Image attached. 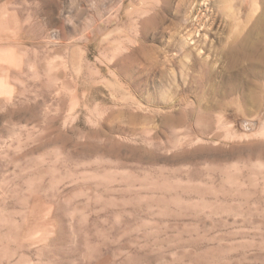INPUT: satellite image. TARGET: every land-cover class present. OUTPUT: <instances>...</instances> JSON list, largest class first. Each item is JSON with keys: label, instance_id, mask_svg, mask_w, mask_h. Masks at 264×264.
<instances>
[{"label": "rangeland", "instance_id": "rangeland-1", "mask_svg": "<svg viewBox=\"0 0 264 264\" xmlns=\"http://www.w3.org/2000/svg\"><path fill=\"white\" fill-rule=\"evenodd\" d=\"M144 1L0 0V264H264V79Z\"/></svg>", "mask_w": 264, "mask_h": 264}, {"label": "bare ground", "instance_id": "bare-ground-1", "mask_svg": "<svg viewBox=\"0 0 264 264\" xmlns=\"http://www.w3.org/2000/svg\"><path fill=\"white\" fill-rule=\"evenodd\" d=\"M248 2V10L244 14V0L240 2L238 0H185L173 15L175 19L173 24L181 28L183 32L175 49L180 55L191 57L186 62L188 67L203 66L206 61L198 44L207 40V45L210 41L213 45H218L220 55L225 61L224 78H227L225 89L229 91L228 93L245 85L256 87L261 79H264V0H261L262 9L255 18L250 9L257 4L258 0H248ZM211 3L217 7V10L208 18V21L212 19L210 23L214 22L217 30L209 32L213 39H210L211 37L206 39L201 35L200 30L205 25L204 19L207 16L203 10ZM143 8L147 18L143 21L142 28L146 33V24L156 19L158 8L144 6ZM191 39L197 42V46L185 48ZM183 89L191 90L189 85Z\"/></svg>", "mask_w": 264, "mask_h": 264}]
</instances>
